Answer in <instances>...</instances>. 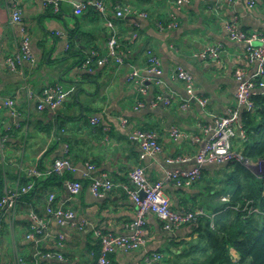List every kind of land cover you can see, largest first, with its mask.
Instances as JSON below:
<instances>
[{"label":"crops","instance_id":"crops-1","mask_svg":"<svg viewBox=\"0 0 264 264\" xmlns=\"http://www.w3.org/2000/svg\"><path fill=\"white\" fill-rule=\"evenodd\" d=\"M81 1L84 0H60V9L56 11L53 5L45 7L42 0H19L23 23L36 59V64L24 63L21 73L20 70L11 71L6 65V59L17 52L21 37L19 28L9 23L8 11L14 0H0V96L15 101L20 117L15 119L10 110L0 112V133L6 138L5 153L0 158V169L5 177L4 192L20 189L26 185V180L31 182L29 169L34 166L44 170L49 168L55 159L64 156L66 145L69 149L67 156L78 168L77 173L68 172L69 175L57 177V182L50 178L40 180L33 192L20 195L3 211L0 218V264H12L15 254L32 261L39 252H52L64 257V261L55 259L46 264H95L94 252L99 245L91 228L77 231L61 228L53 221L48 234L34 242L27 239L30 213L34 211L43 215L50 195L54 194L56 205L74 209L77 216L86 218L92 227L105 232L126 233L127 225L136 216L135 203L120 188L104 199L94 197L90 192L91 181L81 176L85 163H93L99 175L106 173L116 183L128 184L130 172L140 164L138 146L129 140V134L134 129H143L157 132L163 147L160 156L142 163L151 182L163 178L168 170L192 169L195 166L193 160L175 164H168L167 160L193 159L196 156L207 140L200 125L211 121V115H224L229 107L237 105L236 72L252 75L255 70L245 59L246 44L229 39L226 23L238 16L240 27L247 34H264V0H258L254 9L248 8V0H233L231 3L189 0L179 11V28L166 31H159L157 24L169 20L175 0H108L109 17H113L114 7L120 6L148 12L149 18L127 15L116 21L128 64L120 67L109 64L92 74L83 70L81 64L91 50L105 51L108 30L95 11L81 15L75 13V5ZM58 31L66 36H57ZM134 34H137L136 39ZM219 44L223 45V50L217 61L193 56ZM251 44L260 45V42ZM149 49L163 63L161 78L164 84L156 86L151 82L147 100L158 93H165L173 97V102L169 107L160 105L154 109L144 107L135 110L136 103L144 97L136 86L127 83L126 78L129 65L143 67L146 64ZM177 66H183L193 74L197 93L208 99L205 110L195 101L188 109H182L186 91L184 85L174 78ZM25 83L36 93L48 85L60 83L70 94L56 112L38 111L37 100L28 105L23 89ZM94 115L103 117L98 126L90 123ZM123 119L129 120L127 127H122ZM47 126L56 131L48 134ZM173 127H178L188 138L175 141L170 135ZM53 134L57 135L56 139ZM194 137L199 140L193 142ZM224 169L229 173L232 171L231 167L209 164L204 167L202 181L195 186L180 189L173 184L168 185L166 193L171 200V208L175 211L207 210L218 209L221 203L225 204L222 198L229 197V194L223 193L215 200L210 197L215 195V188L226 190V180L220 181L225 176ZM66 180L81 181L83 189L78 196H68L64 187ZM193 228L186 225L176 231L174 238H170L161 222L150 214L147 249L162 253L164 261L170 252L179 255L183 248L181 243L198 237L197 234L191 236ZM59 234L64 235L62 243L58 239ZM110 264L150 263L146 262L142 250L118 252L111 256Z\"/></svg>","mask_w":264,"mask_h":264},{"label":"built area","instance_id":"built-area-1","mask_svg":"<svg viewBox=\"0 0 264 264\" xmlns=\"http://www.w3.org/2000/svg\"><path fill=\"white\" fill-rule=\"evenodd\" d=\"M43 5L48 7L53 5L54 10L60 9V0H42ZM219 3H231L233 0H214ZM258 0H248V8L254 9ZM189 0H175L174 10L169 15L167 22H159L157 27L159 31L175 30L179 28V11ZM93 10L99 14L104 20L105 27L108 30L106 49L104 52L99 50H91L83 60L81 67L88 73H95L97 69H101L106 65L113 64L116 66L127 65L125 53L122 50L120 36L116 27V21L123 20L127 15L139 17L141 19L149 18V13L145 11L131 10L125 7L115 6L113 17L108 16V0H84L75 5L76 14H85ZM9 23L13 27L20 30V44L16 53L6 59V65L13 72L20 70L24 63L28 62L36 64L35 56L31 48V39L27 35L26 27L23 23V11L19 0L9 7ZM226 31L231 41L246 44L245 59L255 67L252 75L246 72L238 71L235 78L238 82L236 92L237 105L229 107L224 115H211V121L201 124L200 129L207 138L205 145L200 149L193 159H169L168 164L189 162L193 160L195 166L188 170H168L163 178L155 182H151L146 174V168L142 163L149 159H155L163 153V147L159 142V136L155 131L134 129L129 134V140L138 146V155L140 164L137 165L129 174L128 184H118L111 179L108 174L96 173V166L91 163H85L82 172V178L91 181L90 192L98 198H106L112 191L120 188L125 195L130 197L136 205V216L134 220L127 225L126 233L119 234L111 231H102L91 226L86 218H79L74 209L66 207L63 204L56 205V196L50 195L46 205L45 213L39 215L32 211L30 213V224L27 232V239L38 242L40 238L48 234L51 222H55L61 228H70L77 231H84L91 228L99 245V254L96 257L95 264H110L111 256L118 252L130 253L134 251L145 252V260L147 263L154 264L164 260V255L158 251H149L148 247V217L150 214L156 216L161 222L163 230L170 238L175 237V233L180 228L191 225L198 221L201 217L210 216L203 208L190 210H173L171 208V200L166 193V187L173 184L176 188H189L202 181L204 176V167L209 164L226 165L233 162H241L248 166L251 162L242 158L234 150V145L238 141L246 142L248 136L245 125L241 119L243 109L253 111L254 98L258 95L264 96V34L254 32L247 34L239 24V17L234 16L226 23ZM59 37H65V33L58 31ZM137 38V34L133 35ZM2 34L0 33V42ZM253 41L260 42V45H252ZM69 48V46H68ZM223 45L219 44L215 47L205 49L193 56L196 59H219ZM126 81L130 85L137 87L138 93L144 97L136 103L135 110L140 108L154 109L162 105L163 107L171 106L173 97L165 93H158L147 100L151 92V82L153 85L159 86L164 84L162 80L163 63L156 53L149 49L147 51V61L143 67L131 66ZM174 78L181 82L186 91V97L182 98V109H188L192 101L197 102L204 110L207 108L208 99L199 95L195 88V78L193 74L183 66H177L174 71ZM26 91L28 105L37 100V110L56 112L62 107L69 97L70 91L62 84L56 83L44 87L39 93L32 90L28 84L23 85ZM2 110H10L12 116L19 120V113L16 110L15 101L11 98L0 96V112ZM103 122L101 115H94L90 123L98 126ZM20 126V123H17ZM122 127L129 125L128 119L121 120ZM107 131V128H105ZM171 137L178 141L188 138L184 132L178 127H173L170 133ZM56 139L57 135L53 134ZM193 142H197L199 138H192ZM6 148V138L0 133V158H3ZM69 153L68 145L65 146L64 156L55 159L51 166L47 169L34 166L29 169L28 176L31 182L27 186L20 189L9 190L0 201V218L5 209L16 202L20 195H27L35 190L37 181L46 180L51 177H63L66 173H77L76 164L67 156ZM253 164V163H252ZM257 168L264 166V160L253 164ZM261 176H264L261 175ZM65 190L70 198L78 196L83 185L79 180H66L64 182ZM143 193V195H142ZM222 202L229 203L228 197H223ZM228 208L236 211L252 215L259 211L250 206V203L242 208L240 205L228 206ZM213 226V225H212ZM60 243L64 241V235L59 234ZM62 245V244H60ZM64 261L61 254L52 252H39L32 261L15 254L12 264H46L50 260Z\"/></svg>","mask_w":264,"mask_h":264},{"label":"trees","instance_id":"trees-1","mask_svg":"<svg viewBox=\"0 0 264 264\" xmlns=\"http://www.w3.org/2000/svg\"><path fill=\"white\" fill-rule=\"evenodd\" d=\"M241 119L245 125L248 140L236 142L233 148L242 158L256 164L264 160L263 95L254 98L253 111L242 110ZM52 130V126H47L48 134ZM65 142L70 143L68 140ZM223 166L232 168L231 173L224 169L225 176L220 180H226V190L230 191L228 197L230 202L225 203L224 209L208 208L210 216L214 215L213 218L204 216L191 224L194 226L191 236L197 234L198 237L190 242L181 243L182 253L177 255L170 252L169 257L162 261L163 263L264 264V176H257L241 162ZM50 179L54 182L58 180L57 177ZM28 181L26 180L24 186H27L30 182ZM4 182V173L0 169V201L5 195ZM247 203H250V206L257 209L259 213L247 215L228 208L235 205L244 208ZM203 204L204 201L201 205ZM99 249L94 252L95 257L99 254Z\"/></svg>","mask_w":264,"mask_h":264},{"label":"rangeland","instance_id":"rangeland-1","mask_svg":"<svg viewBox=\"0 0 264 264\" xmlns=\"http://www.w3.org/2000/svg\"><path fill=\"white\" fill-rule=\"evenodd\" d=\"M52 137H53V135H52ZM159 142H160V141H159ZM248 167H249V168L253 171V173L256 174L257 176H261V175L264 174V166H259V167H257V168H254L255 166H254L252 163H250V164H248ZM215 192H216L215 195H212V196H211V197L214 198V200H215V198L219 199V197H220L223 193L229 194L230 191H227V190H225V189H222V188L218 187V188H215ZM217 203L220 204V201L218 200ZM225 206H226V204H222V203H221V205H220L219 208L224 209ZM219 208H218V209H219ZM206 212L210 213L208 210H206Z\"/></svg>","mask_w":264,"mask_h":264},{"label":"water","instance_id":"water-1","mask_svg":"<svg viewBox=\"0 0 264 264\" xmlns=\"http://www.w3.org/2000/svg\"><path fill=\"white\" fill-rule=\"evenodd\" d=\"M137 21V20H136ZM246 167H248V166H246ZM249 168V167H248ZM250 169V168H249ZM251 170V169H250ZM142 195H143V193H142Z\"/></svg>","mask_w":264,"mask_h":264}]
</instances>
